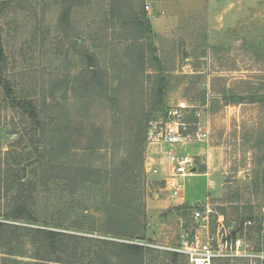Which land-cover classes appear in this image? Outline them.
Returning <instances> with one entry per match:
<instances>
[{"label":"trees","instance_id":"obj_1","mask_svg":"<svg viewBox=\"0 0 264 264\" xmlns=\"http://www.w3.org/2000/svg\"><path fill=\"white\" fill-rule=\"evenodd\" d=\"M139 1L113 0L121 4L111 5L112 19L123 12L125 20L102 24L84 17L92 0H0L1 19L10 15L16 31H27L22 45L28 48L20 51L48 55L44 64L23 67L11 79L12 57L0 28V109L12 116L6 134L13 136L0 156V264L188 263L175 252H164L161 261L158 250L144 244L149 119L130 121L124 132L114 110L147 62L158 61L154 48L146 58L140 42L151 24ZM75 6L80 14L89 8L80 22L71 18ZM123 26L132 33H120ZM160 74L147 78L154 79L151 96L163 108L169 85ZM98 106L110 111V126L91 118ZM256 174L264 185V166ZM195 208L175 207L185 217L184 229H192L190 238ZM248 219H255L251 209L228 220L240 230ZM252 234L250 228L246 236Z\"/></svg>","mask_w":264,"mask_h":264},{"label":"rangeland","instance_id":"obj_2","mask_svg":"<svg viewBox=\"0 0 264 264\" xmlns=\"http://www.w3.org/2000/svg\"><path fill=\"white\" fill-rule=\"evenodd\" d=\"M120 1L122 2V0ZM204 1L208 4H206L207 10L202 6ZM101 2L104 4H100ZM121 2L92 0L88 14L84 15L89 8L83 9V14H80L79 8L75 6L72 8L71 18L80 22L82 18L89 16L92 19L90 21L97 23L121 24L125 20L124 13L122 12L118 18L112 19L110 8L111 5H120ZM138 2L140 1L138 0ZM143 2V9L147 13L149 21L157 14L164 13L165 16L161 17L162 20L168 18L179 23L174 27L175 42H172L171 47H168V41L164 45L158 41V35L153 31L152 25L148 38L140 41L149 51L146 52V58L148 59L152 55L150 49L154 48V55L158 61L147 62V70L143 75L137 74L139 78L135 80L132 92L125 94L115 106L116 113L122 115V129L126 132L129 122L136 123L139 118H148L149 127L152 122L161 117L165 108L175 105L178 101L186 102L193 108L189 109L185 116L189 134H194L198 128L205 131L208 142L206 146L208 145L216 151L218 160L214 170L209 171V176L200 173L203 164L201 159L197 158L195 159V173L179 178L183 203L188 206H197L199 209H203L205 203L208 204L209 209L214 213L210 220L212 230L219 229L222 224L229 222L235 216H245L249 209L258 221L264 213V185L261 183L262 179L256 177V172H262L264 166V23L262 22L264 21V0L241 2L243 9L237 11V17L243 19L241 30L234 28L239 23H227L225 27L223 24L220 25L222 18L219 15L222 12L219 11L223 5L218 0H144ZM26 6L29 5L26 4ZM99 6L105 7L101 14L95 13L96 10H99ZM145 6H148L149 10H146ZM253 6H256V9L252 15L254 14L257 18L256 23L250 25L252 21L250 16H247ZM104 14L107 17L105 21L102 20ZM229 17L235 19L233 14ZM13 21L14 19L10 15L5 20L0 17V28L4 30L5 48L12 57V63L9 66L11 79H14L16 77H14V73L19 72L23 67L30 66L32 63L34 65L44 64L48 60V55L43 51H20V48H28V45H22L28 34L27 31L21 29L16 31ZM197 22L204 23L202 34L206 32L207 28L209 30L210 47L204 50L233 51L232 58L224 60V56H208L201 62L197 57L198 54L196 56L189 54V59L186 60L187 53L183 47L188 40L192 47L185 48V50L202 51L201 47H196L201 46L205 40L204 36L193 29L201 27V24ZM207 25L209 26L207 27ZM123 29L120 30V33H124V31L132 33L129 26H123ZM186 32H189V35ZM237 38L240 39L236 40ZM158 44L160 45L159 50ZM232 67L237 68L238 72L235 73L237 77L246 78V80L231 82V85L233 83L236 85L230 89L232 92L228 93L225 88H222L226 83L223 79L229 81L231 76L229 77L230 74L224 73V71L232 69ZM196 70L202 72L198 73ZM222 70H224L223 73L220 72ZM157 72L168 79L169 88L166 90L163 108V105L157 102V96L155 98L151 96L150 89L154 79L147 78L153 77ZM249 78L251 79L249 80ZM208 81H210L209 87L211 86L209 89L202 86ZM235 97L240 100L236 102L242 103H235ZM196 112H199V118L194 115ZM11 118L9 111L0 109V132H2L1 138L3 137L0 156L4 155L6 145L13 140V136L6 134L10 130L8 123ZM91 118L99 126H110L111 113L108 110L103 111L102 106L93 110ZM108 134L106 135L108 136ZM197 143L200 142L189 141L178 144L177 146H180L178 148L176 146V151L178 154L193 157V149L199 147ZM148 147L146 143V150ZM113 158H111L110 152L107 153L106 160L108 162ZM154 164L155 166L152 165L154 167L147 169L144 163V244L158 250L159 258L162 261L164 252H171L163 248L180 247L182 241L191 235L192 229H184L185 217L175 209L178 205L176 204L177 198L171 195L164 182V178H168V175L161 174L163 163ZM154 168L160 172L153 174L151 170ZM259 175L261 176V173ZM259 182L261 186L255 192L254 184H259ZM235 198L236 200H233ZM221 209L225 210L224 214L221 213ZM93 236L98 237V234H93ZM184 261L180 260V262Z\"/></svg>","mask_w":264,"mask_h":264},{"label":"built area","instance_id":"obj_3","mask_svg":"<svg viewBox=\"0 0 264 264\" xmlns=\"http://www.w3.org/2000/svg\"><path fill=\"white\" fill-rule=\"evenodd\" d=\"M145 9L149 10V7L145 6ZM189 109L193 108L184 101L167 107L161 117L150 124L146 134L148 146L163 147L162 157L166 161V168L161 174L168 175L164 182L171 195L177 199L182 196L179 178L194 174L196 163L193 157L178 154L176 146L189 141H207V133L201 128L196 129L194 134H189L188 122L185 121ZM194 115L196 118L200 117L199 112ZM151 172L158 174L160 171L154 168ZM210 214L208 206L203 209L195 208V229L191 238H185L180 247L161 248L184 255L189 264H264V213L258 221H244L240 230L236 222L222 224V219L220 228L212 230ZM257 226L259 231H255ZM250 228L253 231L252 238L246 236Z\"/></svg>","mask_w":264,"mask_h":264},{"label":"crops","instance_id":"obj_4","mask_svg":"<svg viewBox=\"0 0 264 264\" xmlns=\"http://www.w3.org/2000/svg\"><path fill=\"white\" fill-rule=\"evenodd\" d=\"M242 1H245V0H218V2H220L223 5L222 8L219 11V12H222L219 15L222 18V21H221L220 25L223 24V26L225 27L227 25V23H232V22L233 23H239V25L237 27H234V28H238L239 30H241V27L243 25V19H239L237 17V15H238L237 11L243 9V6L241 5ZM206 4H207V2L204 1V3H202V6L207 10L208 9V7H207L208 4L207 5ZM256 6H253V9L250 11V14H248V16H247V17L250 16V20L252 21L250 23V25H252V23L253 24L256 23V18L257 17L254 14L252 15V12L256 9ZM231 14L234 15L235 19H232V18L229 17ZM164 16H165L164 13H159V14H157V16H154L152 20H150V23H151V25L153 27V31L158 35V38H157L158 41H161L163 43V45L166 44L167 41H168V47H171V45L175 42L174 41V38H175L174 37V27L179 22L171 21L168 18L162 20L161 17H164ZM262 22L264 23V21H262ZM197 23H200L201 27H194L193 29L195 30V32L199 33L200 35L204 36V38H205L204 43L201 46H196V47H201L202 51H187V50H185V48L188 49V48L192 47L191 44H190V41L188 40V42L185 43V46L183 47V50L187 53L186 60L189 59V54L193 55V56H196V54H198L197 57L200 59L201 62H203V60H206V58L208 56H211V57L224 56V60L225 59H229V57L232 58L231 55L234 54V53H232L233 51H206V50H204L205 48H209L210 47V45H209V38H210L209 37V30L207 28L206 32L204 34H202L201 33V31L203 29L202 25L204 23L203 22H197ZM208 26L209 25H207V27ZM193 29L191 31L192 33L194 31ZM204 30H205V28H204ZM186 34L189 35V32H186ZM239 39L240 38H237L236 40H239ZM159 46L160 45L158 44V47H157L158 50H159ZM196 71L198 73L202 72V71L200 72L199 70H196ZM223 71L224 70H222L220 72L223 73ZM237 72H238L237 68H233V67H232V69L229 68L226 71H224V73H229L230 74V75H228L229 77L231 76L230 78L228 77L229 81L226 80V79H223V80L226 81V83L223 84L222 88L223 89L225 88V90L228 93L232 92L230 89L232 87H235V85H236L235 83H233L231 85V82H234V81L237 82V81H240V80H246V78L241 79V77H237L235 75V73H237ZM192 73H195V72L192 71ZM223 77H225V75H223ZM250 79L251 78H249V80ZM209 84H210V81H208V83H205L202 86L203 87H207V89H209L211 87V86L209 87ZM236 101H237V99H234L235 103H239V104L242 103V102H236ZM206 143H208V142L204 141V142L197 143V144H199V147L193 149L192 152L194 153V155H192V156H193L194 159H197V158L201 159V162H202L203 166L200 168V173L204 174L206 176H209V174H210L209 171H213L214 170L213 168L215 167V163H216V161L218 159H216V153H215L216 151H214V149L212 147H209L208 145L206 146ZM151 146L152 147L149 146L147 148L146 153H145V167L147 169L148 168L151 169V167L155 166L154 163L160 162V163H163V170H164V168H166V161L162 157L163 147L156 146V145L155 146L151 145ZM179 146H177V148ZM219 160H221V159H219ZM152 165H154V166H152ZM223 170H224V168H223ZM182 199H183V196L176 200V204H178V205H176V207L179 206V205L182 206V204H183V206H188L185 203H183ZM204 205L208 206V204H206V203ZM208 208H209V206H208ZM213 216H214V213H213V210H212L211 214H210V220H212ZM194 229H195V227H194Z\"/></svg>","mask_w":264,"mask_h":264}]
</instances>
